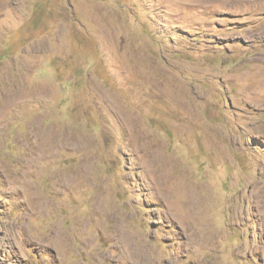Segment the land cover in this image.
<instances>
[{
    "label": "rangeland",
    "instance_id": "obj_1",
    "mask_svg": "<svg viewBox=\"0 0 264 264\" xmlns=\"http://www.w3.org/2000/svg\"><path fill=\"white\" fill-rule=\"evenodd\" d=\"M263 204L264 0H0V264H264Z\"/></svg>",
    "mask_w": 264,
    "mask_h": 264
},
{
    "label": "bare ground",
    "instance_id": "obj_2",
    "mask_svg": "<svg viewBox=\"0 0 264 264\" xmlns=\"http://www.w3.org/2000/svg\"><path fill=\"white\" fill-rule=\"evenodd\" d=\"M144 144V143H143ZM152 146V145H151ZM157 148V147H156ZM155 161V160H154ZM176 165V164H175ZM160 167V166H159ZM168 168V167H167ZM161 170V169H160ZM165 170V169H164ZM157 176V175H156ZM167 178V177H166ZM165 178V179H166ZM163 180V179H162ZM167 180V179H166ZM169 180V179H168ZM165 186V185H164ZM167 186V185H166ZM168 188V187H167ZM180 192V191H179ZM163 193V192H162ZM190 194V193H189ZM178 198V197H177ZM190 199V198H189ZM166 200V199H165ZM188 200V199H187ZM184 201V200H183ZM193 201H189V202H186V206H188L189 205V207L188 208H190L188 211H186L187 213V215L191 218V215L193 216L194 214H196L195 213V208H194V206L193 205H195V204H193L192 203ZM251 202V201H250ZM181 203H179V205H180ZM193 204V205H192ZM262 204V203H261ZM181 205H183V204H181ZM264 205V204H263ZM180 207V206H179ZM184 207V206H183ZM175 208H176V206H175ZM197 208V207H196ZM201 208V207H200ZM253 208V207H252ZM185 209H186V207H185ZM180 210V209H179ZM199 210V209H198ZM258 210V209H257ZM175 211V210H174ZM198 212H200V210L198 211ZM183 213V212H182ZM180 213H178V215H179ZM185 214V213H184ZM262 214V213H261ZM181 215H183V214H181ZM180 215V216H181ZM179 216V217H180ZM197 216V215H196ZM200 216V215H199ZM173 218V217H172ZM179 219V218H178ZM187 219V218H186ZM189 219V218H188ZM192 219V218H191ZM194 220V219H193ZM186 221H188V222H191V221H189V220H186ZM185 221V222H186ZM190 225V224H189ZM184 226V225H183ZM190 226H192V225H190ZM188 228V227H187ZM192 228V227H191ZM195 228V227H194ZM209 238H210V236H209ZM211 238H213V237H211ZM32 239V238H31ZM210 240V239H209ZM201 241V240H200ZM204 242V241H203ZM208 242V241H207ZM44 245V244H43Z\"/></svg>",
    "mask_w": 264,
    "mask_h": 264
}]
</instances>
